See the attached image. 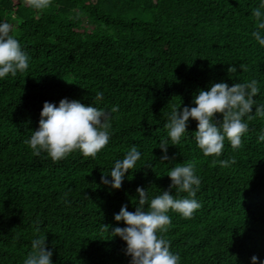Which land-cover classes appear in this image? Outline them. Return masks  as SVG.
<instances>
[{"label": "trees", "instance_id": "1", "mask_svg": "<svg viewBox=\"0 0 264 264\" xmlns=\"http://www.w3.org/2000/svg\"><path fill=\"white\" fill-rule=\"evenodd\" d=\"M261 3L52 0L37 11L24 0H0V23L14 26L12 35L29 56L26 72L0 78V264H24L32 240L42 235L52 264H130L126 242L110 234L126 227L114 215L122 206L135 211L137 187L149 201L168 190L167 173L188 162H195L201 180L194 197L201 207L190 219L168 212L170 251L180 264H252V256L261 264L264 141L258 136L264 118L248 121L241 148L225 139L220 157H205L197 147L191 118L181 143L168 145L172 159L161 161L158 147L161 140L171 143L164 125L173 106L195 107V95L213 83L231 87L255 79L260 91L252 114L264 105V46L252 36L251 14ZM230 65L235 73H228ZM97 91L103 92L99 102ZM62 98L106 112L118 106L109 142L94 159L76 151L53 163L25 143L39 127L43 103L58 106ZM132 146L141 153L137 169L119 189L102 184L101 176L110 181L115 161ZM231 158L235 163L226 168L212 164Z\"/></svg>", "mask_w": 264, "mask_h": 264}, {"label": "clouds", "instance_id": "2", "mask_svg": "<svg viewBox=\"0 0 264 264\" xmlns=\"http://www.w3.org/2000/svg\"><path fill=\"white\" fill-rule=\"evenodd\" d=\"M52 0H24V4L34 10L44 11L51 6ZM264 0L259 7L252 10L256 22V30L252 32L254 39L264 46ZM14 26L8 22L0 23V78L9 74L13 77L18 72L24 73L29 68V56L22 50L21 44L12 35ZM228 73L237 71L235 66L228 67ZM68 82V81H66ZM71 83V82H69ZM258 81L234 83L231 87L224 82L213 83L209 90H199L194 97L195 107H183L178 111L173 106L168 115V122L164 125L168 129L169 140H161V161H169L168 145H179L181 138L188 133L189 118L197 122L194 132L197 147L205 157H220L224 150L225 139L233 149L242 147V137L249 130L248 121L256 117L264 118V105L255 107L254 97L259 93ZM103 99V92L97 91L96 102ZM118 111L113 106L106 112L95 106H85L78 100L62 98L58 106L45 101L40 112L39 127L33 131L30 139L25 143L31 148L34 156L39 157L45 152L53 163L79 151L83 157H92L104 149L110 139L111 113ZM217 114H222V120L217 121ZM246 118V120H245ZM258 141H264V130L258 136ZM141 153L132 146L122 160H116L110 171L111 180L101 176V183L119 189L125 174L136 170L137 161ZM229 167L235 159L212 160L215 166ZM145 167H151L147 164ZM171 183L168 190L149 201L147 191L137 187L138 202L134 212L122 206L119 213L114 215L116 221H123L126 227H114L111 236H119L126 242V255L131 257L130 264H180V256L170 251V241L165 238L171 224L168 212L174 211L182 217L190 219L201 205L194 198L201 185L200 178L195 172V162L172 167L167 173ZM177 194L187 193V198H174L171 190ZM147 204V210L145 205ZM108 225L104 230L108 232ZM39 232V227L34 229ZM32 251L24 260V264H52V251L46 248V236H38L31 242ZM252 264H256L257 257H251ZM264 264V261H261Z\"/></svg>", "mask_w": 264, "mask_h": 264}]
</instances>
